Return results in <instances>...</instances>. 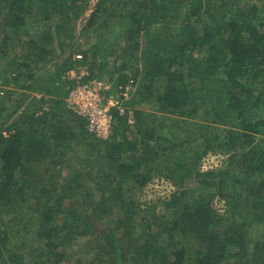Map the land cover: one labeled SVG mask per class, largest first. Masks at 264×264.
<instances>
[{"label": "trees", "instance_id": "1", "mask_svg": "<svg viewBox=\"0 0 264 264\" xmlns=\"http://www.w3.org/2000/svg\"><path fill=\"white\" fill-rule=\"evenodd\" d=\"M88 1L0 0V82L11 71L16 86L55 96L28 102L9 135L0 123V264H63L73 253L72 264H264V240L250 231L264 230V0H99L79 30L83 49L75 25ZM114 22L125 28L110 42ZM84 64L138 83L126 102L134 124L117 115L107 139L67 104L64 75ZM24 91L9 105L0 95V118L28 100ZM164 126L185 136L164 135L162 146ZM197 138L202 151L184 144ZM214 152L223 164L202 169ZM162 172L177 185L195 180L199 195L175 190L147 216L126 188ZM211 186L225 213L210 206Z\"/></svg>", "mask_w": 264, "mask_h": 264}, {"label": "rangeland", "instance_id": "2", "mask_svg": "<svg viewBox=\"0 0 264 264\" xmlns=\"http://www.w3.org/2000/svg\"><path fill=\"white\" fill-rule=\"evenodd\" d=\"M98 2H99V0H89L88 1V7H87V10L85 11L84 16L76 21L75 28L77 30L75 32V36H76L75 39L78 43L82 44L83 49L87 48L86 47L87 46L86 41H85L86 38H85L84 34L79 32V30L81 28H85L87 25L90 24V20L92 18V15L97 10ZM112 26H113L112 31H109V32L105 33V35H104L106 38L109 39L110 42H112L116 38H119V36H121V34L124 32V28H125L123 25H119L117 22H114V25H111L110 27H112ZM102 32L104 33V31H102ZM102 36H103V34H102ZM109 41H107V43H104V45L107 48L110 45ZM121 41L123 42L124 40L122 39ZM66 42H68V41L66 40ZM22 49L23 48H18L17 50L15 49V52H20ZM69 50H70V47L67 46L66 47V53L67 52L69 53L70 52ZM78 54H81L83 57L81 50H79V52L78 51L76 52L75 58H77V59L82 58V57H77ZM84 65H87V64H84ZM134 65L135 66H133V68L131 70H134L135 67L138 66V63H135ZM51 68H52V66H51ZM117 74L118 73L116 71L114 78H111V76H109L108 73L107 74L105 73V74H103L104 76L102 78H109V79L111 78L113 80V79L117 78V76H118ZM8 75H9L8 76L9 82H7L6 84L0 82V95L5 96L6 103H8V105L15 103V101L13 100L14 97L10 96L11 92L14 93V96L20 94L22 92V90H25L24 93L25 92L30 93V97L27 98L28 100L24 104H22L21 107L16 112L12 113V112L6 111L5 114H3V113H2L3 115L1 114L2 117L0 118V123L4 124L3 132L10 134L12 123L15 122L16 120L20 119L19 115L23 112V110L27 106L28 102L30 105L32 100H34L33 98L39 99L42 97H46L47 99L48 98L51 99V97L53 98L55 96L53 94H49L45 91H38V90L30 91L26 88L18 87L14 84V80H13L15 74L12 73L11 71H9ZM219 76H222V75L219 74ZM55 84H57L56 86H58L59 81H55ZM137 85H138V83L136 82V86ZM255 86H256V88L254 89V94H256L260 91L259 88L261 85L257 84ZM1 91H3V93ZM47 99L45 102H42L43 103L42 107L40 108V110L37 111V113H36L37 115L39 113L41 114L43 112V110L49 109V107L51 106V104L49 103L50 101L48 102L49 99L48 100ZM10 106H12V105H10ZM131 107L133 108V106H131ZM134 109L135 108H133V110ZM159 117H160V115H159ZM161 117L165 122H171L172 121V120L167 119V118L165 119V117L162 115H161ZM131 124H134V122ZM2 126L3 125H1V127ZM170 126L172 127L174 125H170ZM170 126H164L162 129L158 130V135L163 136L162 141L165 138L164 135L168 136L172 139H176L177 141L181 140V138L183 136H185L186 132L184 130H182L180 132L181 135L179 133L174 135V133H172L170 131L171 130ZM218 128H219V130L222 129L221 126H219ZM177 130H178V128H177ZM47 132H48V135H51V132L49 129H47ZM132 132H133V130L129 131L128 133L131 134V136L133 137L134 135ZM52 141H53V139H52ZM50 142H51V140H50ZM150 142H151L152 146H156V142L154 140H151ZM168 144H169L168 141L162 142V146H167ZM184 144L188 145L189 148L190 147L195 148L196 146H198L199 149L202 151L205 148L204 144H206V141L197 138L194 141L185 142ZM78 148H80V147H78ZM139 152H141V148L138 150V152L137 151H128L125 153L124 158H125V160L131 161L132 159L130 158V154L135 155L136 153H139ZM80 153L81 154L84 153L83 150H81ZM225 157H226L225 155H222L220 153H215V152L211 153V154L208 153V155H205V157L202 159L203 164H202L201 168L202 169H209L211 167L221 166L223 164ZM160 158H162V157H160ZM166 163L167 162L164 160V158L160 159V161H159L160 166H163V165L165 166ZM76 166H77V164L74 162L72 164L73 168H70V169L75 170ZM68 170H66V168H65V170H63V172L64 173L69 172ZM167 170H169V169H167ZM134 182H135L134 180H130V182H129L130 184H132V188L129 189L127 186H126L127 188L125 187L126 188V191H125L126 197L128 199L134 201V202H137L140 205V208H142L141 213L147 214V216L148 215L150 216V212H151L153 207H155L156 212H159L161 214L164 210V203L162 201L165 198L170 197L175 190L176 191L177 190L182 191L184 189H187V193L185 195V198L189 202H192L195 198H197L199 195L198 193L200 192V188L196 186L197 184L195 183V180L191 179V180H188L187 183H185V184L177 185L175 178L172 175H166L165 172H162L160 175L154 176L152 179H150V181L148 183H146L143 186H141L137 183H134ZM215 190H218V188H214L211 186V187H207V189L205 191L206 194L207 193L210 194L211 200H210L209 204L211 207L215 208L218 213H225V209H226L225 199L224 198L220 199L219 198L220 197L219 192L216 193ZM233 193H235V190L233 191ZM35 195H37V192H35ZM99 196H100V192H97V198H99ZM147 207H148V210L144 211V209ZM115 210H116V216L119 218L120 217V210L119 209H115ZM29 214H31V213H29ZM8 215L10 216L11 214H8ZM137 215L138 214H136V216ZM9 216H6L5 218L8 219ZM2 219H4V218L2 217ZM250 231L252 233L253 240H258V239L264 240V230H262L260 228H255V229H250ZM177 235L178 234L175 233V237ZM166 241H167V243H170L169 240H166ZM82 242H83V239L80 238L79 239L80 245L82 244ZM177 242H179V241H177ZM71 249H73V248H71ZM75 258H76V253H73L72 259L70 261L63 260V264H72V262H74Z\"/></svg>", "mask_w": 264, "mask_h": 264}, {"label": "built area", "instance_id": "3", "mask_svg": "<svg viewBox=\"0 0 264 264\" xmlns=\"http://www.w3.org/2000/svg\"><path fill=\"white\" fill-rule=\"evenodd\" d=\"M64 78L72 82L66 96L68 106L85 119L87 130L95 137L109 138L117 115H126L130 124L135 121L133 109L126 104L136 89L133 78L126 83H117V78L112 80L92 75L87 65L70 69ZM5 135L9 134L5 132Z\"/></svg>", "mask_w": 264, "mask_h": 264}]
</instances>
